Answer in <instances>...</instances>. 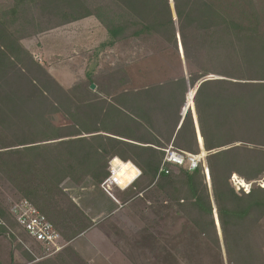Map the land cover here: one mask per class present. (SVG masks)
I'll return each instance as SVG.
<instances>
[{"label": "trees", "instance_id": "16d2710c", "mask_svg": "<svg viewBox=\"0 0 264 264\" xmlns=\"http://www.w3.org/2000/svg\"><path fill=\"white\" fill-rule=\"evenodd\" d=\"M174 9L178 29L170 0H13L0 11V186L12 188L13 203L26 199L46 215L64 244L36 261L26 243L42 245L10 215L0 194L6 223L0 234L29 264H91L71 243L100 222L63 185L80 186L88 177L103 183L114 155L144 171L134 187L148 188L153 201L165 203L163 212L190 225L195 239L217 253L221 229L229 264H264V187L253 183L264 176V7L257 0H174ZM90 16L108 31L109 45L156 37L178 55L181 42L189 79L131 88L112 73L95 91L92 78L66 88L22 41ZM210 75L217 77L202 81L194 100L204 148H221L199 155L207 178L203 163L195 169L168 164V173L159 174L169 144L198 153L192 104L177 126L188 80L194 87ZM56 112L68 118L58 117L56 125L66 134L76 126L78 137L53 125ZM233 174L252 182L247 193L231 185ZM122 238L133 264H163L171 252L163 238L153 248Z\"/></svg>", "mask_w": 264, "mask_h": 264}, {"label": "rangeland", "instance_id": "374dc122", "mask_svg": "<svg viewBox=\"0 0 264 264\" xmlns=\"http://www.w3.org/2000/svg\"><path fill=\"white\" fill-rule=\"evenodd\" d=\"M12 2L13 0H0V11L8 9ZM257 2L264 7V0H257ZM109 40L110 35L106 28L96 17L90 16L39 33L31 39L23 41L34 56L45 65L42 55L38 52L41 42L44 52H46L47 56L53 58L49 62L59 72V74H54V77L66 88L73 86V66H76L80 59L84 62L80 66L85 65L86 62L89 78L95 81L92 83L95 84V88H91L93 91L106 84L112 73L125 77L126 83L129 82L128 87L131 88H142L162 83L170 79V77L176 78L180 75L189 79L187 64L180 42L178 43V55H175L166 44L156 37L137 41L122 40L114 43V45H109ZM210 76L217 77L216 75ZM114 82L116 84L119 81L115 79ZM188 89L189 87L187 86V91ZM187 91L180 114L182 111L183 113L188 111L192 104L195 115L198 116L194 101V88L190 89L186 100ZM53 115L50 118L53 125L64 136L69 135L56 125V119L63 115L59 112ZM75 128L77 127L75 126ZM201 152L202 148L199 146L197 154ZM206 152L208 156L209 152L207 150ZM200 155L202 156L203 153ZM112 167H114V163ZM232 176L230 182L235 190L238 193L245 192L244 189L236 187ZM238 178L242 179L239 176ZM111 180H115L120 187H126L129 184L126 179L124 180V178L118 176L113 177ZM66 183L63 185L65 191H67L65 189ZM245 183L252 186V182L245 181ZM253 183L264 185V176L259 180L253 181ZM101 184L99 185L102 189ZM114 193L122 202V206L118 207L119 209L114 215L101 219L97 227L79 236L77 239L81 238L80 244H77L79 240H73L72 246L80 254L79 248H85L93 252L96 250L103 254L107 253L111 264H133L129 257V248L125 239L122 238L123 236L127 237L129 244L133 246L138 244L146 247L151 246L152 248L156 239L163 238L171 251L169 257L166 260L164 259L163 264H229L227 250L223 252L221 247V251L217 253L210 246H207L206 242L200 239L196 240V231L190 225L184 224L182 220H176L170 212H163L165 203L161 199L153 201L150 198L148 188L141 192L133 184V186L124 191L115 187ZM0 194L5 204L9 207L16 200V196L8 184L0 186ZM122 195H125L124 200L121 199ZM219 225L220 222L218 227ZM217 232L225 249L223 232L221 229H217ZM17 238L22 239L19 236ZM26 244L32 250L31 252L36 257V261L43 259L45 256L54 255L53 252L46 251L44 247L40 249L33 243L29 242V244ZM61 245L64 247L62 241ZM12 258L14 259V264L30 263L23 250L16 243L11 242L10 237L0 234V261L9 264ZM89 262L93 264L91 261Z\"/></svg>", "mask_w": 264, "mask_h": 264}, {"label": "built area", "instance_id": "2783aa9c", "mask_svg": "<svg viewBox=\"0 0 264 264\" xmlns=\"http://www.w3.org/2000/svg\"><path fill=\"white\" fill-rule=\"evenodd\" d=\"M54 116V115H53ZM77 129V128H76ZM78 129L74 134L66 135L67 137H78ZM165 151V156L163 164L159 171V174L162 172L168 173V164L175 165H184L187 164L190 169H195L198 164L203 163L198 158L200 154H193L185 150L177 149L173 145H170L166 148H163ZM125 159L120 158L117 155H114L108 160V171L109 176L101 184L102 188L114 198L118 206H122V202L115 195V187L122 189V191L133 186V184L143 175L144 171L140 169L132 160H125L133 165L136 169L137 174L132 178L133 180L126 185V187H120L116 184L115 180H111L114 177V173L111 170L112 164L117 161H122ZM233 182L238 189H244L247 193L250 189L251 184H246L243 179H239L236 174L232 176ZM262 186H264L262 184ZM10 215L16 220V222L24 229L26 232L38 243L44 247L46 251H51L54 254L59 252L63 246L61 245V234L54 224L47 218L46 215L42 214L38 209L28 200H20L14 202L9 209ZM0 225H6L5 221L0 216ZM21 241V239H20Z\"/></svg>", "mask_w": 264, "mask_h": 264}, {"label": "crops", "instance_id": "0c3cea01", "mask_svg": "<svg viewBox=\"0 0 264 264\" xmlns=\"http://www.w3.org/2000/svg\"><path fill=\"white\" fill-rule=\"evenodd\" d=\"M23 43L25 45L24 41ZM41 47L43 50L41 49ZM38 52L40 55H42L45 66L53 74V76L54 74H59L56 67L49 62L53 60V58L47 56L46 52H44V48L41 42L39 44ZM80 64H84V62H82V59L77 62L76 66H73V86L75 84L85 82L90 76L87 73V63L85 62V65L83 66H80ZM170 145H172V143L168 146ZM65 189L75 200V202L81 207V209H83L95 223H98L99 221H101V219L114 215L119 209V206L114 198L110 196L103 188L102 190L100 185L96 183L91 177H88L81 186H77L71 180H69L65 184ZM77 240H79V243L77 244H80L81 238ZM79 251L87 260L91 261L93 264H111L108 259L109 255L107 253L103 254L96 250H94L93 252L85 248H79Z\"/></svg>", "mask_w": 264, "mask_h": 264}, {"label": "water", "instance_id": "95a60500", "mask_svg": "<svg viewBox=\"0 0 264 264\" xmlns=\"http://www.w3.org/2000/svg\"><path fill=\"white\" fill-rule=\"evenodd\" d=\"M170 3H171V7H172V10H173V13H174V19H175L176 28L178 29L176 12H175V9H174V0H170ZM180 44H181V42H180ZM211 77H212V76H208L207 78L201 79V80L196 84V86L193 87V88H194V97H195V95H196V92H197V89H198L199 84H200L202 81H204L205 79H209V78H211ZM187 85H188V87H190V88L192 87L191 84H190V81H189V80H188V84H187ZM91 87H92V88H95V84H92ZM186 113H187V111H185L184 113H183V111L181 112V118H180V120H179V123H178V126H177V130L180 128V126H181V124H182V122H183V120H184V118H185ZM193 117H194V121H195V125H196L198 141H199L200 146H201L202 151H203V149H205V148H204V144H203V137H202V135H201L200 126H199V121H198V117L195 115V111H193ZM201 140H202V142H201ZM201 143H202V144H201ZM219 149H221V148L214 149V150H210V151H208V152H209V154H211V153H213V152H215V151H217V150H219ZM202 162H203V165H204V168H205V163H204V161H202ZM205 173H206V168H205ZM206 178H207V173H206ZM210 195H211V193H210ZM211 199H212V195H211ZM219 238H220V236H219ZM220 243H221V247H222V249H223V252H225L224 250H226V247H225V249H224V247H223V243H222L221 241H220Z\"/></svg>", "mask_w": 264, "mask_h": 264}, {"label": "bare ground", "instance_id": "6f19581e", "mask_svg": "<svg viewBox=\"0 0 264 264\" xmlns=\"http://www.w3.org/2000/svg\"><path fill=\"white\" fill-rule=\"evenodd\" d=\"M111 170L113 171L115 176L124 178V180L126 179L127 183H130L133 180L132 178H134V176H136L137 174V171L133 167V165L130 164L129 162H124V161L114 162V167H112Z\"/></svg>", "mask_w": 264, "mask_h": 264}]
</instances>
